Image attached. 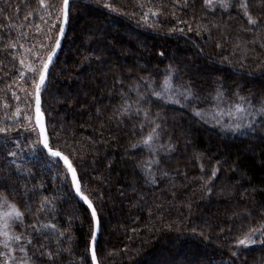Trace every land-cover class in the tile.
Returning <instances> with one entry per match:
<instances>
[{
	"label": "trees",
	"instance_id": "trees-1",
	"mask_svg": "<svg viewBox=\"0 0 264 264\" xmlns=\"http://www.w3.org/2000/svg\"><path fill=\"white\" fill-rule=\"evenodd\" d=\"M47 2L55 7L48 10L52 18L46 24L40 16L49 20L48 14L37 0H0V8L7 9L0 23L12 15L20 24L33 11V27L25 22L20 31L28 36L20 42L45 60L59 34L52 24L60 22L62 0ZM103 2L70 0L61 48L40 91L51 146L69 157L96 210L98 264H264V236L257 234V242L247 247L236 244L250 228L264 224V119L255 117L254 130L233 132L222 126L229 122L227 115L220 123L215 118L218 107L226 111L238 102L235 93L259 107L264 99V41L258 39L246 60L241 61L239 51L234 54L237 36L252 39V33L239 31L235 5L228 13L216 9L213 15L205 11L203 0H187L186 6L185 0H108L116 11L104 8ZM148 9L158 15H150L146 24L143 13ZM179 28L184 31H171ZM260 33L264 35V27ZM18 35L11 32L13 39ZM6 43L0 41V46ZM21 51L0 50V126L13 129L0 133V193L25 211L28 224L41 197L54 198L55 213L45 212L42 218L56 216L65 232L60 247L70 249L56 264H92V216L75 197L66 166L53 164L42 147L36 153L29 150L36 133L25 117H31L34 126L35 87L31 73L19 78ZM169 67L175 70L173 88L190 84L199 99L182 106L149 95L145 82L160 91ZM136 84L148 95L142 107L153 117L159 114L164 132L160 143L173 145L156 157L160 163L152 166L155 183L141 167L150 159L147 150L132 148L150 129L141 133L142 117L123 123L114 119L121 92ZM218 89L224 93L222 103L213 100ZM130 95L135 99V92ZM194 108L203 118L193 115ZM10 151L16 156H9ZM214 168L219 171L209 193L204 185ZM33 186L37 195L29 200L23 189ZM43 242V237L34 241L33 250ZM56 247L52 242L53 250Z\"/></svg>",
	"mask_w": 264,
	"mask_h": 264
},
{
	"label": "snow or ice",
	"instance_id": "snow-or-ice-1",
	"mask_svg": "<svg viewBox=\"0 0 264 264\" xmlns=\"http://www.w3.org/2000/svg\"><path fill=\"white\" fill-rule=\"evenodd\" d=\"M39 9H43L47 12L49 20H45L44 16H40V20L44 23H49L52 18V12L48 11L50 8L55 6L48 3L47 0H37ZM100 3V0H97ZM187 0H185V6ZM236 6V15L241 20V25L239 31L252 33L251 41H243L239 36L236 38L234 43V54L236 51L241 53V61L248 59V54L255 50V45L258 39L264 41V35H261L260 29L264 27V0H203V8L207 13L215 14L216 9H221L223 12L228 13L229 9ZM103 7L109 9L110 11H116L115 8L108 2L104 0ZM5 8H0V15H3L6 11ZM60 12V22L59 24H52V27H59V34L55 37V46L52 47L51 51L47 54V59H42V57L36 52L34 47L25 48L24 44L21 43V39H27L28 33L20 31V29L25 27V22H27V27H33L32 17L33 11H28L24 16L23 21L20 24L14 23V17L12 15L4 16L5 23H0V33L7 32V35H0V41L7 40L6 44L0 46V50L7 51V49H16L19 47L22 51L18 55L20 69L19 78L24 79L27 73L32 74V79L34 81L35 87V124L32 125L31 117H25L28 121V126L31 128L33 133H36V139L29 142V150L36 153L40 147H42L48 157L52 158L53 164L63 161V164L67 168V172L71 174L73 188L75 189L76 195L80 197L81 200L87 204L88 208L91 209V215L93 221L97 218V213L93 207L92 202L89 200L88 195L82 191L79 178L76 173L72 162L69 157L63 155L60 150L54 149L51 146L49 135L46 129L44 114L41 110V100L40 91L42 86L45 84L46 75L49 69V65L52 61L53 55L55 54L56 48L60 45V36L64 33L65 24L68 22L70 15V0H62L59 6ZM19 7L16 9V14H19ZM156 17L158 15L157 11L148 9V11L143 13V20L146 24L149 22V16ZM231 15V13H229ZM151 26V25H150ZM216 27V25H213ZM36 31H40V26L35 25ZM16 30L19 35L16 38L11 37V32ZM171 31L183 32V28L172 29ZM188 31H192L189 26ZM199 34V33H197ZM51 39V36L48 37ZM251 44L253 47H249ZM264 46V44H261ZM41 48L45 46L40 45ZM217 48H221L222 44L217 43ZM29 55L35 57V59L30 60ZM16 59L17 56L13 55ZM224 60H228V57H224ZM174 69L169 67L167 70V75L164 78L163 84L160 87V91H156L152 82H145V88L151 89L149 95L156 97L158 100H164L166 103L181 104L183 102L191 103L194 99H199L192 90V85H182L180 88H173L172 77ZM262 74H264V69H262ZM140 85L136 84L128 88L126 92H121L122 102L117 107L114 119L118 123H123L125 119L131 120L135 118L140 119V131L143 133L145 127H148L150 131L146 135H142L141 139L132 145L133 149L143 147L147 150L150 159L143 162L141 167L145 168L148 175L151 177L152 183H155V177L152 175V166L159 165L160 160L157 159L161 151H171L173 150V145L171 141L165 145L160 143L162 136L164 135L163 126L157 121L160 119L157 113L155 117L149 109L142 107L141 102L148 99V95L141 93L139 91ZM135 92V99L132 98L130 93ZM15 96V93H13ZM224 93L219 89L216 92L213 100L223 102ZM238 102L232 104L226 111L220 109L216 112L215 118L217 123H220V118L224 115L229 117V122L222 125L226 129L239 132L241 129L246 128L249 130L255 129V117L259 116L264 119V99H261L259 107L253 102V99L239 96ZM19 99V97H16ZM7 108V105H5ZM20 109L17 108V114ZM239 114V115H237ZM100 115V110L97 109V116ZM193 115L203 118L204 113L198 109H193ZM248 117H252L248 119ZM236 122H233V121ZM244 120H248L244 123ZM2 124V122H0ZM13 129L3 124L0 126V133L7 135ZM135 134V133H134ZM158 145V147H157ZM18 148L19 144L16 145ZM9 156H16L15 152H9ZM14 162V161H13ZM17 170L20 169V165H16ZM201 170L203 171V165H201ZM219 169L214 168L212 170L211 177L209 181L205 183L204 187L211 193L210 182L212 179L217 178V173ZM162 176H167V172H163ZM42 187V185H41ZM13 192L17 190L12 189ZM23 195L27 196L29 200L35 195H37L35 186L32 189L25 187L23 189ZM24 207L31 211V204L25 203ZM56 205L54 198H49L47 196H42L40 204L33 215V222L31 224L26 223V213L21 210V207L12 202L9 197L3 193H0V264H56L57 257L61 255L64 251H70V249H64L60 247L63 244L65 238V232L60 229L58 224L55 222L56 216L52 215L49 218H42V214L45 212L55 213ZM260 234L264 236V224L259 227L250 228L241 238L237 239L236 244L238 246H245L255 244L257 241L254 237ZM96 232L93 231V238H95ZM43 237L44 242L39 243L35 250H33L34 241H38ZM70 239V237H68ZM52 242L56 244L55 250L52 248ZM264 244V240L260 241ZM235 255V253H233ZM92 264H97V257L95 250H92L91 255Z\"/></svg>",
	"mask_w": 264,
	"mask_h": 264
},
{
	"label": "water",
	"instance_id": "water-1",
	"mask_svg": "<svg viewBox=\"0 0 264 264\" xmlns=\"http://www.w3.org/2000/svg\"><path fill=\"white\" fill-rule=\"evenodd\" d=\"M67 23H68V22H67ZM67 23L65 24L64 33L60 36V45H59V47L56 48L55 54L53 55L52 61H51L50 65H49V68H50V66L53 64V62L55 61V59H56V57H57V55H58V53H59V51H60L61 44H62V39H63V36H64V34H65V32H66V28H67ZM48 71H49V69H48ZM47 77H48V72H47V75H46V79H47ZM40 100H41V97H40ZM35 106H36V101L34 100V106H33V110H34V124H35ZM45 124H46V122H45ZM45 152H46V151H45ZM60 162L63 164V161H60ZM63 165H64V164H63ZM64 166H65V165H64ZM68 176H69V179H70V182H71V186H72V191H73L75 197H76L77 199H79L81 202L84 203V201L81 200L80 197L76 195L75 189L73 188V184H72L71 174L68 173ZM84 204H85V203H84ZM85 205L87 206V204H85ZM87 207H88V206H87ZM89 210H90V213H91L92 210H91V209H89ZM91 216H92V215H91ZM92 220H93V218H92ZM94 230H95V232H96V235H95V238H93V236H92V240H91V242H90V248H89L90 258H91V255H92V250H95V249H96V242H97L98 235H99V232H100L98 218H96V220L93 221V231H94ZM91 263H92V260H91ZM97 264H98V262H97Z\"/></svg>",
	"mask_w": 264,
	"mask_h": 264
},
{
	"label": "rangeland",
	"instance_id": "rangeland-1",
	"mask_svg": "<svg viewBox=\"0 0 264 264\" xmlns=\"http://www.w3.org/2000/svg\"><path fill=\"white\" fill-rule=\"evenodd\" d=\"M33 112H34V110H33ZM113 160V159H112Z\"/></svg>",
	"mask_w": 264,
	"mask_h": 264
}]
</instances>
